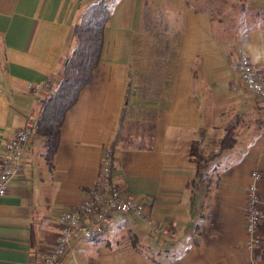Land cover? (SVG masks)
<instances>
[{
    "label": "crops",
    "instance_id": "obj_1",
    "mask_svg": "<svg viewBox=\"0 0 264 264\" xmlns=\"http://www.w3.org/2000/svg\"><path fill=\"white\" fill-rule=\"evenodd\" d=\"M96 1L0 0V170L5 143L36 121L41 86L59 84L74 27ZM105 1L101 60L66 115L52 164L34 134L0 198V264H44L62 215L89 197L109 149L113 182L143 202L145 217L115 215L110 229L123 224L132 241H75L58 264H252L245 206L254 171L263 175L264 264V101L235 69L246 54L264 75V0L246 1L251 24L239 16L243 0ZM232 118L235 144L215 155ZM197 142L201 156L215 155L201 174Z\"/></svg>",
    "mask_w": 264,
    "mask_h": 264
},
{
    "label": "built area",
    "instance_id": "obj_2",
    "mask_svg": "<svg viewBox=\"0 0 264 264\" xmlns=\"http://www.w3.org/2000/svg\"><path fill=\"white\" fill-rule=\"evenodd\" d=\"M246 89L264 101V75L257 72L246 54H241L235 66ZM38 89L40 86H30ZM47 91L49 84L41 86ZM36 124L28 121L26 126L5 143L3 166L0 170V198L8 194L11 180L23 167L25 153L35 134ZM113 151L106 150L102 159L100 177L92 188L89 197L75 210L66 212L60 219V233L55 248L45 257L44 264H58L62 257L70 250L75 241L91 240L102 236L110 228L115 215L143 218L146 207L143 202L131 196L113 182ZM263 175L254 171L247 190L246 200V244L245 248L256 252L252 264L260 260L262 238L259 227L262 222V198L259 183ZM163 232L168 234V230ZM261 254V253H260Z\"/></svg>",
    "mask_w": 264,
    "mask_h": 264
},
{
    "label": "trees",
    "instance_id": "obj_3",
    "mask_svg": "<svg viewBox=\"0 0 264 264\" xmlns=\"http://www.w3.org/2000/svg\"><path fill=\"white\" fill-rule=\"evenodd\" d=\"M111 17V8L105 0L86 6L74 27L73 48L62 63L59 71L61 80L44 96L39 115L35 121V135L45 142V156L52 164L57 153L63 124L67 113L77 103L81 91L91 83L98 67L104 45L106 25ZM228 135L230 138H228ZM234 130H226L221 142V150L235 144ZM194 146L197 168L205 161ZM198 168V173H200Z\"/></svg>",
    "mask_w": 264,
    "mask_h": 264
},
{
    "label": "rangeland",
    "instance_id": "obj_4",
    "mask_svg": "<svg viewBox=\"0 0 264 264\" xmlns=\"http://www.w3.org/2000/svg\"><path fill=\"white\" fill-rule=\"evenodd\" d=\"M246 1L247 0H243V2H245L244 3V6L245 7H241L240 9H241V14L239 15V16H241L244 20H248V23L249 24H251L252 23V21L251 20H253V18H252V16H251V12L249 11V10H247V8H246ZM225 11H227V10H225ZM51 88L48 90V92H47V94L49 93V92H51ZM236 120H238V119H236V118H232V119H230L229 121H228V125L226 126V128H225V130H234V137H235V129H236V125H237V121ZM126 128V126H124V129ZM121 130H123V127H122V129ZM121 136H122V133H120L119 134V136H118V138H117V141H118V139H120L121 138ZM229 136H231V135H228V138H230ZM223 138V137H222ZM235 141H236V139H235ZM198 143V146H199V142H197ZM197 146V147H198ZM226 150V149H225ZM222 151H224L223 149L221 150V147H219V152H217L215 155H218L220 152H222ZM215 155H212V156H206V157H204L205 158V161L201 164V166L199 167L198 166V168H199V171H201L199 174H201L202 173V171H204V169H205V167H206V162H208V161H210L213 157H215ZM203 157V156H202ZM197 162H198V160H197ZM107 234H109V235H107ZM133 235H134V233L129 229V228H127L126 226H124L123 224H120V225H118V226H116V227H113V228H109L107 231H106V233H104L101 237V239H105V241H104V243L106 242V241H108V239L107 238H119V241H118V243H116V242H113L112 244H113V246L115 247V246H117V245H119V244H122V243H125L126 242V240H130L131 238H133ZM126 236H130L129 238H126ZM98 238V237H97ZM126 239V240H125ZM121 240V241H120ZM136 239H134L133 241H135ZM130 241H132V240H130ZM145 242H147V241H140V240H137L136 242H134L135 243V247L137 248V249H139L140 251H143V252H147V253H153L154 255H155V253L154 252H152V250H153V248H149V247H147L146 246V244H145ZM101 243L99 246H101V247H103L104 245H107V243ZM148 243V242H147ZM109 245V244H108ZM171 252V251H170Z\"/></svg>",
    "mask_w": 264,
    "mask_h": 264
}]
</instances>
